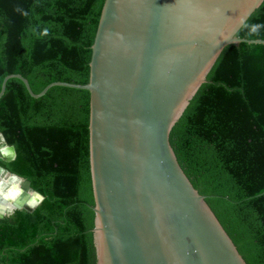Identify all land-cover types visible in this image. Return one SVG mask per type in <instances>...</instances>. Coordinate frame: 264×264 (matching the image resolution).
I'll return each instance as SVG.
<instances>
[{"label": "trees", "instance_id": "16d2710c", "mask_svg": "<svg viewBox=\"0 0 264 264\" xmlns=\"http://www.w3.org/2000/svg\"><path fill=\"white\" fill-rule=\"evenodd\" d=\"M104 0H0V89L11 73L40 92L85 84ZM20 6L28 12L15 11ZM247 24H264V0ZM44 29L47 35H41ZM264 39V29L249 37ZM89 92L34 98L18 78L0 97V167L43 196L0 218V264H95ZM176 158L247 264H264V44L226 45L169 134ZM1 146V143H0Z\"/></svg>", "mask_w": 264, "mask_h": 264}, {"label": "water", "instance_id": "95a60500", "mask_svg": "<svg viewBox=\"0 0 264 264\" xmlns=\"http://www.w3.org/2000/svg\"><path fill=\"white\" fill-rule=\"evenodd\" d=\"M262 2L104 0L87 83L53 81L35 93L19 73L3 78L0 97L10 78L34 98L53 86L89 92L95 264H247L181 168L169 134L226 45L264 44L237 36ZM0 137L12 160L14 147ZM16 204L35 208L23 198Z\"/></svg>", "mask_w": 264, "mask_h": 264}, {"label": "clouds", "instance_id": "9594fccd", "mask_svg": "<svg viewBox=\"0 0 264 264\" xmlns=\"http://www.w3.org/2000/svg\"><path fill=\"white\" fill-rule=\"evenodd\" d=\"M15 11L25 17L28 15V12L20 6H16ZM242 27L247 29L246 34L251 37L254 34H259L260 30L264 29V24L243 23ZM47 34V29L41 33V35ZM12 153L13 149L7 145L0 148V157H10ZM23 183L24 181L20 177L11 178L4 169H0V215L11 216L16 210V201L21 198L28 207H36L43 201V196L39 193H33L31 190L25 192L21 187Z\"/></svg>", "mask_w": 264, "mask_h": 264}, {"label": "bare ground", "instance_id": "6f19581e", "mask_svg": "<svg viewBox=\"0 0 264 264\" xmlns=\"http://www.w3.org/2000/svg\"><path fill=\"white\" fill-rule=\"evenodd\" d=\"M13 178V177H12ZM22 187V186H21ZM23 188V187H22ZM24 189V188H23ZM25 190V189H24ZM25 192H27L26 190H25Z\"/></svg>", "mask_w": 264, "mask_h": 264}]
</instances>
